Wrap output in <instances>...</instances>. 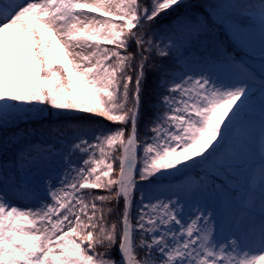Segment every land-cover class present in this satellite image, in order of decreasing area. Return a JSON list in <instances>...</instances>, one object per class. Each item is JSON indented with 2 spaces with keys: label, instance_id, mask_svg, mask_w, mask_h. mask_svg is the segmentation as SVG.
Masks as SVG:
<instances>
[{
  "label": "snow or ice",
  "instance_id": "snow-or-ice-1",
  "mask_svg": "<svg viewBox=\"0 0 264 264\" xmlns=\"http://www.w3.org/2000/svg\"><path fill=\"white\" fill-rule=\"evenodd\" d=\"M257 33L264 0H0V264H264Z\"/></svg>",
  "mask_w": 264,
  "mask_h": 264
},
{
  "label": "rangeland",
  "instance_id": "rangeland-1",
  "mask_svg": "<svg viewBox=\"0 0 264 264\" xmlns=\"http://www.w3.org/2000/svg\"><path fill=\"white\" fill-rule=\"evenodd\" d=\"M261 40L259 34H255L251 40H250V46L251 48L254 50V51H257L258 48H262L264 49V47H259V46H256L257 44H255L257 41ZM242 54V53H241ZM249 63L251 64L252 66V69L256 72V74H260L261 70H262V65H261V57L260 55H256L255 56V59L253 60H250ZM95 119H98V118H94V117H89L88 119H85L83 118V121L86 122V123H91L93 120ZM254 157L256 159H258V155L254 152ZM255 163V161H253ZM242 182H243V178H242Z\"/></svg>",
  "mask_w": 264,
  "mask_h": 264
},
{
  "label": "trees",
  "instance_id": "trees-1",
  "mask_svg": "<svg viewBox=\"0 0 264 264\" xmlns=\"http://www.w3.org/2000/svg\"><path fill=\"white\" fill-rule=\"evenodd\" d=\"M83 118H85V119H86V118H89V116H87V115H84V116H83Z\"/></svg>",
  "mask_w": 264,
  "mask_h": 264
},
{
  "label": "bare ground",
  "instance_id": "bare-ground-1",
  "mask_svg": "<svg viewBox=\"0 0 264 264\" xmlns=\"http://www.w3.org/2000/svg\"><path fill=\"white\" fill-rule=\"evenodd\" d=\"M258 159L255 160V162L257 161Z\"/></svg>",
  "mask_w": 264,
  "mask_h": 264
}]
</instances>
